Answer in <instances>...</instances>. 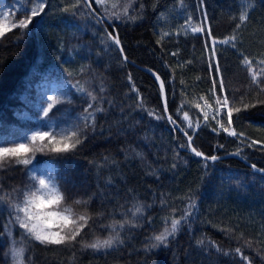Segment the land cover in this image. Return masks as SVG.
<instances>
[{
  "label": "trees",
  "instance_id": "1",
  "mask_svg": "<svg viewBox=\"0 0 264 264\" xmlns=\"http://www.w3.org/2000/svg\"><path fill=\"white\" fill-rule=\"evenodd\" d=\"M74 2L47 0L45 12L23 30L26 34L21 35L17 28L0 39V146L18 142L44 126L45 117L38 108L47 103L41 89L44 82L66 84L63 93L57 94L66 102L57 105L49 117L56 122L67 120L64 127L77 122L88 102L87 96L73 87L80 81L103 97L100 106L104 111L96 113L95 131L89 130L87 139L72 152L37 153L27 169L38 175L50 165L65 194V204L72 205L75 212L93 215L82 232L85 240L91 241L93 234L106 237L109 230L104 226L121 220V214L135 202L145 206L144 218L138 221L140 227L121 231L124 243L113 249L93 250L80 244L45 246L33 241L26 254L32 257V264H247L235 253L237 247L251 264H264V175L235 157L205 160L186 146L180 147L187 145L185 135L166 118L148 115V110H155L165 116L158 84L151 75L124 61L106 36L107 32L118 34L129 59L161 76L168 111L193 136L198 151L211 156L240 149L242 157L264 169V148L247 146L252 140L264 141V105L234 114L233 127L237 133L243 132V137L219 129L214 132L212 128L218 126L211 115L205 123L200 109L194 107L196 102L203 104L199 96L209 95L215 61L229 93L239 89L237 96L247 91L248 99L256 98L253 88L249 90L250 84L244 82L241 54L253 62L264 59V0H251L248 20L239 29L235 27L239 21L233 17L240 13L241 0H133L129 15L138 19H113L103 25L83 4L63 11ZM23 6L10 15L14 22L22 18ZM93 6L103 15L99 6ZM188 17L194 24L210 28L211 37L206 32L192 33L186 24ZM163 33L170 35L161 39ZM233 34L236 48L217 43L213 57L212 37L220 41ZM182 100L187 101L183 111L194 122L200 120L199 128H187L183 112L177 114ZM27 169L16 164L0 169L3 192L29 184ZM187 197L196 207L175 238L170 237L166 247L146 251V237L162 229L161 218L172 207L182 210ZM77 198H91L86 209L73 205ZM161 199L167 206L162 207ZM9 211L7 204H0V232L10 218ZM97 213L102 215L97 218ZM21 231L18 226L14 229L17 240ZM200 240L204 243H197ZM7 251L8 238L0 236V264H11L10 257H5Z\"/></svg>",
  "mask_w": 264,
  "mask_h": 264
},
{
  "label": "snow or ice",
  "instance_id": "2",
  "mask_svg": "<svg viewBox=\"0 0 264 264\" xmlns=\"http://www.w3.org/2000/svg\"><path fill=\"white\" fill-rule=\"evenodd\" d=\"M21 9L23 15L18 21H13L10 18V12L8 10H0V39L4 38L6 33L12 32L14 29H21V35L26 34L23 30H27L29 25L32 24L33 18L40 16L45 12L47 6V0H21ZM95 3L99 6V9L103 12L101 16L97 12L96 8L92 5ZM83 4L88 10L89 15L96 19L97 23H104L105 19L111 21L113 19L121 20L126 18L130 21H135L139 17L137 15H129V10L132 8L133 0H126L123 4L120 0H75L71 7H65L63 11L69 12L78 9ZM27 5H30L28 7ZM252 7L251 0H241V10L236 24V29H239L242 24L247 22L249 17V8ZM144 8L143 3L140 4V10ZM134 11V9H133ZM207 17L205 15V21ZM186 24L190 27L192 33H207L211 37L210 28H206L204 24H194L192 18L188 17ZM187 28H185V34H187ZM179 34V33H178ZM170 35L169 33H163V36ZM107 39L114 45L120 46L121 41L118 34L114 32L106 33ZM235 34L224 38L223 40L217 41L216 38L212 37V54L215 57L217 43L230 45L232 48H236ZM160 43V40L157 41ZM205 47H208L206 44ZM120 52L123 53V48L120 47ZM175 55V53H173ZM241 64L246 69L250 80L249 90L252 86L257 89L256 98L248 99V92H244L237 96L239 89H236L229 93L226 88L225 80L221 74V69L218 61L214 62L215 74L211 76V88L209 95L199 96V101H203V104L196 102L194 107L200 109L203 114V120L205 123L209 121V116L215 121L217 127H213L214 132L222 130L229 136L243 137L244 133H237L233 127V116L239 114L242 111L255 108L257 105H264V98H260L261 94H264V59L256 60L255 64L253 59L247 55H243ZM127 60V57H124ZM209 67L212 68L213 64L210 63ZM67 72L68 70L65 69ZM71 76L72 73L68 72ZM157 80H160L159 76H156ZM129 80L131 77L129 76ZM73 87L80 93L87 96V106L84 107L83 112L78 118V121L69 127H59V131L51 123V117L49 113L59 104L65 103L58 95L47 96L46 106L43 108V116L49 118V123L46 130L37 128L31 133L22 137L18 142H8L0 146V169H3L6 165L16 164L23 165L26 167L32 165L33 160L37 153H68L76 150L80 145L83 144L84 140L87 139V132L89 130L95 131L96 128V113L103 112L104 108L100 105L103 103V97L95 93L94 91L88 90L84 84L77 81L73 84ZM134 91L135 85L132 86ZM165 89L164 82H160V92L163 94ZM100 93L104 91V88L99 89ZM211 101V102H210ZM70 103L71 101H67ZM187 101L181 102L180 106L176 109L177 114L183 112V120L187 122V128L197 129L200 127V120L197 119L195 122L189 117L188 112L183 111L184 105ZM140 106H143V100L140 99ZM208 109V111H205ZM163 112L168 113L167 98H164ZM148 115L156 119L166 118L169 123L175 125L176 121L173 120L172 115L160 116L156 114L155 110H148ZM239 119V116H237ZM184 135L187 137V145H180V147H188L197 157H202L205 160L215 161L219 157L216 155L205 156L201 151H198L192 146L193 136L189 135L187 130L181 128ZM243 142V141H242ZM261 145L264 148V141L252 140L251 143L247 144L248 147L255 145ZM220 147H223L222 145ZM240 149H237L234 155H240ZM139 155V153H137ZM175 167V164L173 165ZM253 169H256V165H251ZM28 170L29 184L23 189L13 188L12 192H3L0 187V204H7L9 211V220L4 224L3 231L0 232V236H7L8 238V251L5 252L6 259L10 257L11 264H32V257L26 255L32 246V242H38L41 245H64L73 246L80 244L83 248H91L93 250L101 249H113L124 243L121 238V231L125 228L131 229L133 227H140L139 220L144 218L145 206L135 202L132 206L126 209L121 215L122 219L117 221L113 220L112 223L105 225L109 232L104 238L98 235H94L91 241L85 240L82 237L84 228L89 227V222L94 219L93 215L87 211L75 212L72 205L65 204V194L59 187L56 178L49 174L37 175L34 169ZM260 172H264V169H257ZM15 194V196L13 195ZM91 198L88 200L77 198L73 200V205L84 206L85 209ZM177 199H185V197H178ZM187 205L182 209L172 207L169 214L163 216L162 229L159 232H154L152 235L146 237L147 243L144 248L146 251L158 248L160 246H167L169 238H175L179 232L182 222L186 221L191 215L192 210L195 209L196 205L191 197H187ZM162 207L167 206V201L161 199ZM123 207V206H122ZM180 211V215L177 216L176 212ZM102 213H97L96 217L101 216ZM18 226L20 230V238L16 239L14 229ZM242 235V234H241ZM78 237L80 239L78 240ZM197 243H204L203 240ZM248 246H251V241H248ZM235 253L239 255L242 260L246 261L247 264H251V261L247 256L243 254L241 248L237 247Z\"/></svg>",
  "mask_w": 264,
  "mask_h": 264
},
{
  "label": "rangeland",
  "instance_id": "3",
  "mask_svg": "<svg viewBox=\"0 0 264 264\" xmlns=\"http://www.w3.org/2000/svg\"><path fill=\"white\" fill-rule=\"evenodd\" d=\"M21 6H22V3H21L20 0H15V1H12V2H9L7 0H0V10H8L10 12V15L13 12H16L17 10H19V8ZM254 64H255V62H254ZM242 70H243L242 72H243V76H244V82L250 84L248 73H247L246 69L243 66H242ZM252 88H253L252 90L254 91V93H256L257 89H255L254 86H252ZM41 89H43L44 93L47 96H49V95H57V94L63 93V91L66 89V84L63 83V82H60L59 85H56L55 82H44ZM45 106L46 105H38V108L41 111V115H43V111L42 110H43V108ZM44 121H45L44 122V126L41 129L46 130L47 125L49 123V118L45 117ZM51 123L54 126H58V127H56V129H59V127H64L65 125H67V120H63V122H60V121L56 122L55 119L53 117H51ZM37 128H39V127H37ZM36 129L32 130L30 133H32ZM49 174H52L54 176L53 168L50 165L45 166L44 168L40 169L39 172H38V175L47 176Z\"/></svg>",
  "mask_w": 264,
  "mask_h": 264
},
{
  "label": "water",
  "instance_id": "4",
  "mask_svg": "<svg viewBox=\"0 0 264 264\" xmlns=\"http://www.w3.org/2000/svg\"><path fill=\"white\" fill-rule=\"evenodd\" d=\"M92 7L94 8L93 5H92ZM100 15H101V14H100ZM101 16H102V15H101ZM105 21L108 22L107 19H105ZM101 24H104V23H101ZM115 34H116V33H115ZM120 47H122V46H121V45H120V46H116V48H117V50H118V52H119L121 58H122L124 61H126L127 63L132 64L133 66H135V67H137V68H139V69H141V70H143V71L149 73V74L154 78V80L156 81V83L158 84V86H159V88H160V82L163 81L162 78H161V76H160L157 72L151 70L150 68H148V67H144V66H141V65H138L137 63H135L134 61H132L131 59H129V58L124 54V52H123V53L120 52ZM125 56L127 57V60L124 59ZM156 76H159V77H160V80H157V79H156ZM165 97H166V95H165V89H164V93H163V94L161 93L162 106L164 105V98H165ZM164 114H165V113H164ZM166 115H171V114H170L169 111H168V113L165 114V116H166ZM172 118H173V117H172ZM173 120H175V119L173 118ZM167 121H168V120H167ZM175 121H176V120H175ZM170 124H171V123H170ZM171 125H172L173 127L177 128L178 130L181 129V126H180V124H179L177 121H176V124H175V125H173V124H171ZM180 132H182V133L184 134L183 131L180 130ZM186 139H187V137H186ZM192 146H193V143H192ZM187 150H188L189 152L193 153V152L191 151L190 148H188ZM205 156H207V155H205ZM222 157H225V158H226V157H235V158H237V159H239V160L245 162V163H246L247 165H249L250 167H251V165H253L251 162H249L248 160H246V159H245L244 157H242L241 155H234L233 153H227V154L223 155ZM201 158H202V157H201ZM251 168H252V167H251ZM252 169H253V168H252ZM257 169H261V168H259V167L256 166V169H253V170L256 171V172H258V173L264 174V172H260V171H258Z\"/></svg>",
  "mask_w": 264,
  "mask_h": 264
},
{
  "label": "bare ground",
  "instance_id": "5",
  "mask_svg": "<svg viewBox=\"0 0 264 264\" xmlns=\"http://www.w3.org/2000/svg\"><path fill=\"white\" fill-rule=\"evenodd\" d=\"M136 63V62H135ZM138 64V63H137ZM132 65V64H131ZM138 65H140V64H138ZM141 66H144V67H148V66H145V65H141ZM135 67V66H134ZM137 68V67H136ZM148 68H150V67H148ZM139 69V68H138ZM151 70H153L152 68H150ZM141 70V69H140ZM141 71H143V70H141ZM153 71H155V70H153ZM143 72H145V71H143ZM156 72V71H155ZM145 73H147V72H145ZM149 74V73H148ZM150 75V74H149ZM159 87V86H158ZM159 90H160V88H159ZM161 93V92H160ZM165 95H166V90H165ZM161 101H162V99H161ZM227 134V133H226ZM186 137V136H185ZM186 149H188V147L186 148ZM225 154H227V153H224V154H220V155H216L217 157H219V159H221V158H225V157H222L223 155H225ZM208 156V155H207ZM227 158V157H226ZM243 162V161H242ZM245 163V162H244ZM249 166V165H248ZM264 175V174H263Z\"/></svg>",
  "mask_w": 264,
  "mask_h": 264
}]
</instances>
